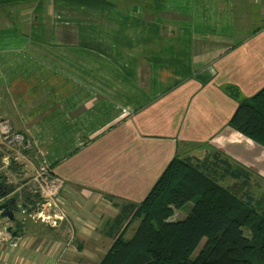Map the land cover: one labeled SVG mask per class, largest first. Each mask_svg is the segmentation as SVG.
<instances>
[{
  "label": "crops",
  "instance_id": "obj_1",
  "mask_svg": "<svg viewBox=\"0 0 264 264\" xmlns=\"http://www.w3.org/2000/svg\"><path fill=\"white\" fill-rule=\"evenodd\" d=\"M238 12L260 29H237ZM228 87H264V0H0V118L64 182L69 215L50 228L17 213L0 263L99 264L116 205L142 203L178 156L264 178Z\"/></svg>",
  "mask_w": 264,
  "mask_h": 264
},
{
  "label": "trees",
  "instance_id": "obj_2",
  "mask_svg": "<svg viewBox=\"0 0 264 264\" xmlns=\"http://www.w3.org/2000/svg\"><path fill=\"white\" fill-rule=\"evenodd\" d=\"M228 95L238 103L229 125L264 147V87L250 98L228 87ZM228 178L249 186L252 175L219 156L196 166L174 158L142 203L116 205L99 264H264V191L244 200L220 184ZM189 203L185 218L169 220Z\"/></svg>",
  "mask_w": 264,
  "mask_h": 264
},
{
  "label": "built area",
  "instance_id": "obj_3",
  "mask_svg": "<svg viewBox=\"0 0 264 264\" xmlns=\"http://www.w3.org/2000/svg\"><path fill=\"white\" fill-rule=\"evenodd\" d=\"M31 151L32 144L26 137L0 118V176L14 190L0 198V205L16 196L17 213L22 211L42 225L58 228L69 218L63 197L64 182L54 176L50 167L37 163ZM5 227H9L7 223ZM2 233H6L5 228L0 229V235Z\"/></svg>",
  "mask_w": 264,
  "mask_h": 264
},
{
  "label": "rangeland",
  "instance_id": "obj_4",
  "mask_svg": "<svg viewBox=\"0 0 264 264\" xmlns=\"http://www.w3.org/2000/svg\"><path fill=\"white\" fill-rule=\"evenodd\" d=\"M236 15H237V20H236V25L237 26L236 27L239 30L244 29L246 26H248L247 29H246L247 31H249V30L250 31L251 30L256 31L255 30L256 28L260 29L259 26H262V25H259V23L255 24V23H257V20L255 19L256 15H254V14L250 13V14H247V15H245V14L242 15L241 13L238 12V13H236ZM254 143H256V142H254ZM257 145L260 146L264 150V147H262L259 144H257ZM31 155L34 157L33 152H31ZM212 155H213V153L210 154V157H208L207 159H205V158H200V159H196L195 158V159H193L191 157L189 158V157H185V156L184 157L178 156L177 158L178 159H182V160H187L190 164L196 166V165H202L203 163L207 164V163L211 162L212 159L214 158V157L212 158ZM235 163L236 164H233V163L232 164L233 165H237V163H238V165L240 164L239 162H235ZM240 165H242V164H240ZM1 166H2V159L0 157V167ZM242 167H245L250 172V174L252 175V178H251V181L249 183V186H243L242 180H239V181L235 182L234 180H232L230 178H228V179H226L224 181H220V184L222 186H224L225 188H230L231 190H233L238 196H240L244 200H247L246 197H248L250 195L251 196L253 195L256 199H260L261 198L260 196H261V194L264 191V178L261 176L262 174L258 171V169L255 166L252 167V165H246V166L242 165ZM259 167H260V165H259ZM261 171H263V170H261ZM192 206H193V203H189V204L185 205L182 208H179V209H175L174 208L173 215H172V217H170V219L176 221V220H181V219L185 218L186 215L189 213V211H190ZM138 224L139 223H137V222H135L133 224V226L130 228V230H129L128 234H127V237H130L132 235V233L134 232V230L136 229ZM67 238H65V239L61 238L60 240H65V242H66ZM75 239H77L76 236L74 237L73 241H76ZM90 241L91 242H88V245L93 247V242H92V240H90ZM96 243H98V242L96 241ZM101 244L102 245H101L100 248L102 249V251H105L106 248H107V242L105 241V242H102ZM109 244H110V242H109ZM198 251H199V249L196 251L194 256L197 254ZM92 259H94V258L92 257Z\"/></svg>",
  "mask_w": 264,
  "mask_h": 264
},
{
  "label": "water",
  "instance_id": "obj_5",
  "mask_svg": "<svg viewBox=\"0 0 264 264\" xmlns=\"http://www.w3.org/2000/svg\"><path fill=\"white\" fill-rule=\"evenodd\" d=\"M7 191L4 190L3 185L0 184V198L5 197ZM16 208V200L9 199L0 205V229L5 228L7 234H11L12 237H16L17 233L13 231V227H5V224L16 222V216L14 209Z\"/></svg>",
  "mask_w": 264,
  "mask_h": 264
},
{
  "label": "flooded vegetation",
  "instance_id": "obj_6",
  "mask_svg": "<svg viewBox=\"0 0 264 264\" xmlns=\"http://www.w3.org/2000/svg\"><path fill=\"white\" fill-rule=\"evenodd\" d=\"M0 184L3 185V188L5 191L9 192L10 194L13 193V188L11 186H8L7 182L0 176ZM15 197L14 199L16 200V196H13ZM17 202V200H16ZM15 211V209H14ZM17 215V211H15V216Z\"/></svg>",
  "mask_w": 264,
  "mask_h": 264
}]
</instances>
